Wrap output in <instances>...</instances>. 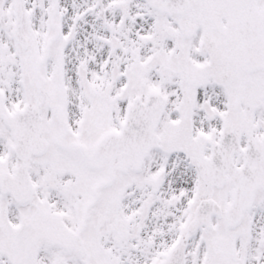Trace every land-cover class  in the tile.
I'll return each mask as SVG.
<instances>
[{
    "label": "snow or ice",
    "instance_id": "1",
    "mask_svg": "<svg viewBox=\"0 0 264 264\" xmlns=\"http://www.w3.org/2000/svg\"><path fill=\"white\" fill-rule=\"evenodd\" d=\"M0 264H264V0H0Z\"/></svg>",
    "mask_w": 264,
    "mask_h": 264
}]
</instances>
